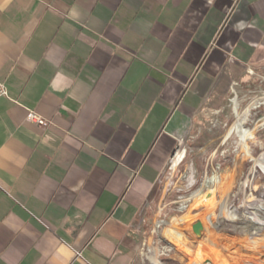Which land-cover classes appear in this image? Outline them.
<instances>
[{
	"label": "crops",
	"instance_id": "crops-1",
	"mask_svg": "<svg viewBox=\"0 0 264 264\" xmlns=\"http://www.w3.org/2000/svg\"><path fill=\"white\" fill-rule=\"evenodd\" d=\"M260 65L264 0H0V264H157L140 210Z\"/></svg>",
	"mask_w": 264,
	"mask_h": 264
},
{
	"label": "rangeland",
	"instance_id": "rangeland-1",
	"mask_svg": "<svg viewBox=\"0 0 264 264\" xmlns=\"http://www.w3.org/2000/svg\"><path fill=\"white\" fill-rule=\"evenodd\" d=\"M138 222L157 264H264V65L199 114Z\"/></svg>",
	"mask_w": 264,
	"mask_h": 264
},
{
	"label": "built area",
	"instance_id": "built-area-1",
	"mask_svg": "<svg viewBox=\"0 0 264 264\" xmlns=\"http://www.w3.org/2000/svg\"><path fill=\"white\" fill-rule=\"evenodd\" d=\"M2 96H7V89L3 81L0 80V97ZM27 118L39 125H46V121L34 112H29Z\"/></svg>",
	"mask_w": 264,
	"mask_h": 264
},
{
	"label": "water",
	"instance_id": "water-1",
	"mask_svg": "<svg viewBox=\"0 0 264 264\" xmlns=\"http://www.w3.org/2000/svg\"><path fill=\"white\" fill-rule=\"evenodd\" d=\"M192 228H193V232L194 234L198 237V238H201L204 234V231H205V227H204V224L201 220H197L193 223L192 225Z\"/></svg>",
	"mask_w": 264,
	"mask_h": 264
},
{
	"label": "bare ground",
	"instance_id": "bare-ground-1",
	"mask_svg": "<svg viewBox=\"0 0 264 264\" xmlns=\"http://www.w3.org/2000/svg\"><path fill=\"white\" fill-rule=\"evenodd\" d=\"M255 201V200H254ZM251 206V205H250ZM254 207H255V205H254ZM219 259V258H218ZM254 262V261H253Z\"/></svg>",
	"mask_w": 264,
	"mask_h": 264
}]
</instances>
